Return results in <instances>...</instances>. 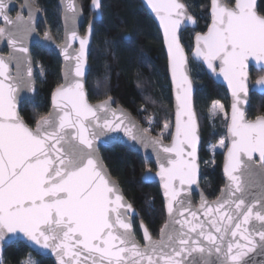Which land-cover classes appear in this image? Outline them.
I'll use <instances>...</instances> for the list:
<instances>
[{
	"label": "snow or ice",
	"instance_id": "6c2138e0",
	"mask_svg": "<svg viewBox=\"0 0 264 264\" xmlns=\"http://www.w3.org/2000/svg\"><path fill=\"white\" fill-rule=\"evenodd\" d=\"M147 4L163 30L174 85L175 131L170 132V144L163 143L168 122L164 132L152 137L150 128L141 129L126 113L113 110L111 98L88 103L81 78L89 41L75 30L78 9L73 0H65L67 36L62 51L66 62L75 60V78L65 74V84L52 94V109L38 115L35 127H30L17 110V95L21 88L30 87L31 80L19 73L13 78L8 68L12 61L19 66L21 58L15 52H27L18 40L34 31L32 21L39 9L26 2L20 7L27 8V18L18 12L12 19L9 4L0 0L5 25L0 27V39L6 38L13 49L8 59L0 56V241L8 234H22L50 249L58 264H197L194 253L199 254V264H213L207 259L213 252L217 264H248L244 257L257 243L243 226L253 217L264 224V210L245 205L242 198L233 200L231 185L242 191L233 173L249 167L243 157L251 161L258 153L264 167V116L248 120L241 107L249 95V60L264 64V14L257 0H211V23L206 32L196 34L194 58L223 76L233 103L227 127L230 145L221 139L211 146L213 151L228 148L224 170L231 182L226 189L229 195L212 204L202 196L200 209L195 210L181 195L188 191L185 185L197 183L199 132L187 56L178 33L182 24L195 25L196 20L182 0H147ZM92 5L101 8L100 0H92ZM69 22L73 27H68ZM46 38L51 37L46 33ZM75 40L80 48L73 54L69 50ZM257 85L264 88V77ZM217 110L223 112V105L214 103L210 114L217 115ZM147 119L153 122L151 116ZM106 131H123L136 144L151 147L156 156L169 221L161 229L160 240H153L142 223L143 247L134 239L127 218L132 206L97 155L96 142ZM257 235L264 248V228ZM25 264L34 262L29 259Z\"/></svg>",
	"mask_w": 264,
	"mask_h": 264
},
{
	"label": "trees",
	"instance_id": "16d2710c",
	"mask_svg": "<svg viewBox=\"0 0 264 264\" xmlns=\"http://www.w3.org/2000/svg\"><path fill=\"white\" fill-rule=\"evenodd\" d=\"M30 2L42 10L52 34L60 40L62 29L57 0ZM78 2L87 22L93 15L90 11L91 0ZM183 2L197 19L196 27L181 35V42L189 53L193 35L204 32L209 24V0ZM258 10L264 14V0H259ZM101 14V21L94 24L89 58L91 69L86 81L88 99L97 102L111 97L114 104H120L128 110L144 128H150V134L154 136L164 132L162 124L168 122L170 130L165 132L163 139L168 140L172 129V101L159 31L139 0H101ZM43 30L44 26L39 23L38 31ZM83 30L82 27L81 32ZM31 54L36 71L37 93L32 102H21L19 112L24 121L33 126L38 115H46L49 111L50 95L61 82V65L55 53L37 45L32 47ZM189 64L196 85L195 109L201 132V188L208 199H214L223 186V151L215 152L211 157L206 146L225 137L227 118L210 117L209 109L213 103L221 102L228 110V98L225 90L210 79L201 65L192 60ZM261 75H264V71L251 70L252 80ZM258 115H264V95L250 93L248 116L253 118ZM149 116L152 117L151 124L147 119ZM100 153L124 196L137 210L149 232L157 237L165 221L161 195L156 183L145 184L141 180L147 167L153 169L152 163H145L140 156L117 144L100 149ZM194 200H197L196 196ZM133 229L136 238L141 240L137 219L133 220ZM29 259L34 264H53L50 258L36 255L21 242L5 249L2 264H25Z\"/></svg>",
	"mask_w": 264,
	"mask_h": 264
},
{
	"label": "water",
	"instance_id": "95a60500",
	"mask_svg": "<svg viewBox=\"0 0 264 264\" xmlns=\"http://www.w3.org/2000/svg\"><path fill=\"white\" fill-rule=\"evenodd\" d=\"M142 7L145 9L147 14L150 16L152 19L153 23L155 24L157 30L159 31V34L161 36V41H162V46H163V51L165 53V58H166V68H167V78L169 82V87H170V93H171V101H172V129L171 132L175 131V113H176V100H175V92H174V85L172 81V76L171 72L169 69V63H168V52H167V47L164 42V34L163 30L160 27L159 20L156 18L155 14L151 11L150 7L147 4V0H139ZM6 2L9 4L8 8V15L12 18L15 19L17 16L18 12H22V15L27 18L28 16V10L27 8L21 9V5L25 4L26 2L30 5L33 6V8H38L39 11L36 13L32 23L34 27V31L30 32L26 37H23L22 39L18 40V45H22L23 47L27 48V52H15V55L20 59L19 61V66L17 65L16 61H12L9 64L8 72L9 74L15 78L17 74L19 73V76L24 79V80H31V85L30 87H24L21 88L18 92L17 95V110L19 112L20 109V104L23 101H28L32 102L37 93V84H36V71H35V66H34V61L32 58L31 54V49L34 45L39 46L41 49L51 51L57 55V57L60 60V79L61 82L54 88L50 95V106H49V111L52 109V94L53 92L60 87L61 85L65 84V74L66 73H71L72 76L74 77V69H75V60L73 59L71 62H66L63 54V48L65 45L66 41V26H65V0H57L58 7L60 9V23H61V29H62V35L61 39L57 40L54 35L51 32V29L47 25L46 18L44 14L42 13V10L32 4L30 0H20V2H17L16 0H6ZM75 3L78 13L75 18V30L77 34L80 37H88V45L86 48L85 52V73L84 76L81 78L83 83H84V89H85V94L86 98L88 100L89 104L95 105L97 103H100L106 99L97 101V102H91L88 99V93L86 89V81L88 74L90 72L91 66L89 63V58L91 54V47H92V42H93V31H94V24L96 22L101 21L102 19V14H101V8L96 9L92 5V0L90 2V11L92 12V16L89 18L87 22H85V18L83 16V12L81 9V6L78 2V0H73ZM183 2V0H182ZM101 3V0H100ZM184 3V2H183ZM257 4H259V0H257ZM210 5H211V0H209V24L211 23V17H210ZM188 9V8H187ZM14 12V13H13ZM188 12L190 15L193 16V14L189 11ZM69 16H71V13H68ZM194 17V16H193ZM196 20L195 25L192 24H182L181 29L179 30V37H180V42H181V35L184 31L188 29H194L197 25V19L194 17ZM42 23L44 26V30L42 32L38 31V24ZM208 24V25H209ZM0 27H5L3 20L0 19ZM68 27L71 28L73 27V24L69 22ZM84 28L83 32H81V28ZM91 27V31L89 32V28ZM208 26L206 27L205 31H207ZM204 32H197V33H204ZM46 33L48 36L51 38L48 39L46 38ZM195 33L192 37V49L188 53L184 47V45L181 42L182 47L185 50V54L187 56V67L189 71V79L192 83V104H193V110L196 114L197 122H198V132H199V143L197 145V161H198V173H197V183L193 185H185L184 187L188 189L187 192H182L181 195L185 198V203L191 204V207L195 210L200 209L201 205V197L203 196V199L206 200L209 204H212L213 202L217 201L218 198L221 197H227L229 193L226 191V189L229 188L231 182L229 181L228 176L225 174V163H226V157H227V151L228 148L225 147L222 155V166H221V173H222V178H223V186L220 188V191L216 198L214 199H208L207 196L204 194L202 188H201V163H200V149H201V132H200V126H199V121H198V116L197 112L195 109V93H196V85L194 81L192 80L191 77V71H190V64L189 61L192 60L194 63H197L201 65L203 68L204 72L210 77V79L217 85L221 86L227 95L228 98V114H227V123L225 127V140H226V145H230V141L228 139V132H227V127L228 124L230 123V118H231V112H232V103H233V96L231 93V90L228 86V82L223 78V76H220L216 73H213L210 69L207 68V66L202 62L198 61L194 58L193 56V50L195 48ZM72 47L69 50L73 54L78 53L80 44L79 40H75L71 42ZM13 55V49L10 47L8 44V41L6 38L0 39V56H3L5 59H8L9 56ZM29 69H31V76L29 77ZM251 70H254L256 72H261L264 71V64H257L256 61L254 60H249L248 62V87H249V95L245 101L244 104L241 105L242 109L245 111L246 118L248 120H255L258 116H264V115H258L253 118H250L248 116V109L250 107V93H255L257 95H264V88H262L260 85H257V80L260 79L261 77H264V75L258 76L256 79L252 80L251 77ZM219 72V68H217V73ZM75 78V77H74ZM111 108L113 110H119L124 113H126L131 120L136 123L141 129L144 128V126L124 107H122L120 104H114L112 98H111ZM48 111V112H49ZM20 114V112H19ZM21 116V115H20ZM109 118L112 119L111 114L109 113ZM30 126V125H29ZM30 127H35V124ZM152 137H157L151 134ZM172 140V136L170 134L168 140H163V143L165 144H170ZM121 145L123 147H126L129 151L132 153L137 154L140 156L145 163L151 162L153 165V169L147 167L143 174L141 175V180L145 184H151V183H156L159 188V192L161 195L162 203H163V208H164V214H165V221L162 224L161 228L159 229L158 236L154 237L150 232V235L153 240H160L161 239V229L164 228L166 223L169 221V216L167 213L166 209V197L164 195V189L162 187V181L159 176L156 175L157 171L159 170V166L156 161V156L152 151V148L149 147L145 149L142 145L136 144L134 141L130 140L123 131H106V134L104 136H101L100 139L96 142V148H97V155L100 158L101 163L103 164L105 170L109 174V176L116 182L117 187L120 189L124 200L127 204H132L128 201V199L124 196L122 189L118 182L112 177L110 174L108 168L106 167L104 160L101 156L100 149H108L109 147L113 145ZM244 161L249 165L248 168L242 170V171H237L233 173L238 177L237 183H240L242 186V191L241 192H236L235 191V186L231 185L232 191L235 193L234 196L231 198L233 200L237 198H242L245 201V205H251L253 206L256 210H264V167H261V161L258 153L253 154V159L251 161L247 160V157H243ZM177 187H179V184L177 182ZM194 196H196L197 200H194ZM232 209L235 210V204L232 205ZM199 216L203 218L204 213L199 212ZM131 223H132V228H133V220L137 219L138 220V230L140 233L141 240H138L135 236L134 233V239L139 243L141 247L144 246L145 241H144V236H143V229L141 228V224L146 227L144 222L140 219V215L137 212V210L132 206V211L128 214L127 217ZM242 219V217H241ZM178 227V226H177ZM206 227H208L206 225ZM244 228L248 229V233L252 236L254 241L257 243V247L254 251L248 252L247 256L244 257V259L248 262V264H264V248H261L259 246V236L257 235V232L260 231L262 228H264V224H261L260 221L256 220L254 217L250 219L249 223L247 225L243 226ZM147 228V227H146ZM148 229V228H147ZM149 231V230H148ZM134 232V229H133ZM214 232V229H213ZM215 234V233H214ZM229 238L230 234H229ZM238 239V237H237ZM17 242L23 243L30 251L35 253L38 256L50 258L53 262V264H58L56 256L51 252L50 249H43L39 245L34 244L33 242L29 241L26 237H23L22 234H17L15 236H12L11 234H8L5 236V239L3 241H0V264L3 263V254L5 249ZM193 257L196 259L197 264H199V254L194 253ZM217 254L213 252L211 256H208L207 259L212 261L213 264H217L216 261ZM190 259H192L190 257Z\"/></svg>",
	"mask_w": 264,
	"mask_h": 264
},
{
	"label": "rangeland",
	"instance_id": "374dc122",
	"mask_svg": "<svg viewBox=\"0 0 264 264\" xmlns=\"http://www.w3.org/2000/svg\"><path fill=\"white\" fill-rule=\"evenodd\" d=\"M215 103H218V104H220V105H223L221 102H215ZM213 104H214V103H213ZM213 104L210 106L209 114H210V110H211L212 107H213ZM227 114H228V110L225 109V107H224V105H223V112H219V110H217V115L213 116V115L210 114V117H219L220 119H221V118H222V119H225V118H227ZM164 124H165V123L162 124V129H163V131H164ZM171 127H172V121H171ZM221 139H225V137H223V138H221ZM221 139H219L217 142H210V143L207 144V146H206V150H207L208 153L211 155V157L213 156V154H214L215 152L224 151L225 147H224V148L216 147L215 151H213V150H212V147H211V146H214V145H218V143H219V141H220ZM225 142H226V140H225Z\"/></svg>",
	"mask_w": 264,
	"mask_h": 264
}]
</instances>
